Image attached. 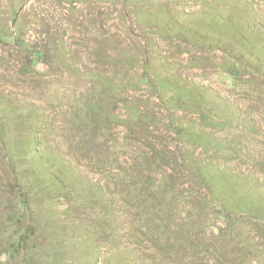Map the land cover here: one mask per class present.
Listing matches in <instances>:
<instances>
[{"label":"trees","instance_id":"trees-1","mask_svg":"<svg viewBox=\"0 0 264 264\" xmlns=\"http://www.w3.org/2000/svg\"><path fill=\"white\" fill-rule=\"evenodd\" d=\"M222 1L236 5L234 0H209L207 4L216 6ZM83 2L94 6L96 14H83V19L95 29L78 43L67 42L73 34L57 24L35 39L25 37L24 29L10 26L9 33L0 30V43L8 53L23 57L15 66L18 75H31L36 64L42 62L64 69L85 85L66 101L64 111L40 114L44 121L29 124L28 116L18 114L16 119L26 129L34 130V137L26 143L17 139L16 145H1L0 201L5 207L0 211V231L10 237L6 260L16 264H69L67 259L78 237L90 226L100 231L109 227L119 236L128 233L143 246L146 232L161 227L156 212L171 199L163 195V185L181 184L182 171H187L190 182L206 189L204 195L219 206V214L227 222L234 215L264 218V205L256 203L259 180L219 165L223 157H228L227 152L237 155V141L227 132L239 125L244 117L242 109L228 106L226 98L214 89L192 85L179 74L170 77L156 70V63L163 67L168 64L161 46L181 45L182 51L199 46L226 54L220 71L239 81L244 74L240 57L229 54L221 40L208 41L189 31L190 22L179 30L171 28L165 17L178 16L180 10L175 7H170L172 13L165 9L159 15L142 7L134 10L136 2L169 6L177 0ZM71 9L79 11L75 6ZM111 14L114 22L107 25L104 17ZM205 14L223 25L225 17L210 10ZM98 15L102 19L98 20ZM152 16H158L157 20L148 22L147 17ZM17 17L15 13L11 16L12 23ZM88 39L91 47L87 53L105 61L110 69H96L98 73L79 67L80 56L72 46L85 41L83 46L89 47ZM164 84L171 90L167 98ZM138 90L147 93L136 95ZM58 113L69 136L56 139V130L62 127L54 124ZM118 125L125 129H117ZM32 144L41 147L33 148ZM197 148L206 153V158L200 157L201 151L193 154ZM218 180L223 184L217 186ZM146 195L161 198L153 201ZM60 198L67 201V206L54 209L55 218L40 213L36 206ZM158 202L161 205L155 204ZM8 215L9 220L5 218ZM45 230L48 235L43 243L38 238Z\"/></svg>","mask_w":264,"mask_h":264},{"label":"rangeland","instance_id":"rangeland-1","mask_svg":"<svg viewBox=\"0 0 264 264\" xmlns=\"http://www.w3.org/2000/svg\"><path fill=\"white\" fill-rule=\"evenodd\" d=\"M207 1L209 0H177L176 4L175 1L169 6L136 2L134 10L142 7L144 10H154L159 15L165 9L175 7L180 10V14L165 17L171 28L179 30L183 27L182 24L190 22L191 25L187 28L189 31H195L197 36L208 41L221 40L229 54L240 57L244 74L239 81L227 76L226 71H220L226 54L223 56L221 51H208L199 46L189 48L188 51H182L181 45L169 48L161 46L168 64L163 67L156 63V70L170 77L179 74L186 77L190 84L199 83L214 89L226 98L228 106L242 109L244 117L238 121L239 125L231 127L227 132L229 138L237 141V155L232 156V152H227L228 157H223L219 165L226 167L227 171H240L258 179L261 186L256 188L259 195L256 203L264 205V0H234L236 5H227L226 1H222L216 6H209ZM71 6L79 8V11L75 12ZM93 7L91 4L87 6L83 0H0V30L9 33L10 26L24 29L25 37L35 39L43 37V32L47 29L52 31L57 24L73 34L74 37L67 39V42L78 43L80 38L89 36V31L95 29L83 19V14L89 17L96 14ZM208 9L225 17V27L205 14ZM14 13L18 16L15 24L11 21ZM70 13L72 14L69 15ZM101 17L98 15V20ZM112 17L114 14L107 15L103 21L107 25L112 24ZM157 17H147V21L154 22ZM96 28H99L98 23ZM83 43L72 46L80 56L78 65L81 69H110L105 61L103 63L96 60L94 55L87 53L91 47L89 39V47H84ZM96 51L97 49L94 53ZM0 55L2 148L4 143L15 144L17 139L26 143L34 137V130L26 129L22 121L16 119L18 114L28 116L29 124H34L39 119L44 121L40 114L64 111L68 105L66 101L73 95H78L85 85L73 79L64 69L47 67L42 62L36 64L31 75H18L15 66L23 57L16 52L8 53L1 43ZM7 55L10 56L7 58ZM1 57L4 59L1 60ZM217 63L219 66H215ZM163 87L167 98L171 94L170 86L164 84ZM143 93L146 94L147 91L138 90L136 95ZM82 110L86 114L87 106L82 107ZM56 117L54 124H62V114L58 113ZM133 118L130 117L129 121ZM117 129L123 131L125 127L118 125ZM56 134V139L69 136L63 124L56 130ZM35 146L41 147L31 145L33 148ZM187 147L192 148L189 145ZM15 149L23 150L20 146ZM199 151L200 148H197L193 154ZM198 154L202 158L206 156L203 151ZM189 178L187 171H182L180 179L184 181L181 184L163 185V195L170 196L171 199L169 203H164L165 206L160 202L155 203L161 205V211L156 212L161 227L159 230L146 232L143 246L137 245L135 238L127 235L128 233L119 236L109 227L100 231L99 227L93 229L90 226L84 230L82 237H78V244L67 259L69 264H264V218L234 215L233 220L227 222L219 214V206L209 200L208 195H204L206 189L190 182ZM220 184L223 182L218 180L217 186ZM146 196L153 201L161 198ZM36 206L41 210L40 213H46L48 218H55L57 214L53 210L66 207L67 201L60 198ZM4 207L5 204L0 201V211ZM5 218L9 220L11 216ZM47 235L48 230H45L38 241L45 243ZM8 239L10 237L0 231V264H16L12 260H6Z\"/></svg>","mask_w":264,"mask_h":264}]
</instances>
